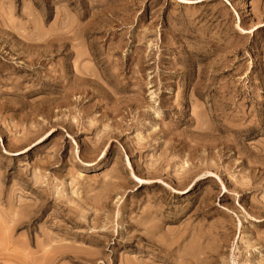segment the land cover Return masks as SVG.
Here are the masks:
<instances>
[{"label":"rangeland","instance_id":"rangeland-1","mask_svg":"<svg viewBox=\"0 0 264 264\" xmlns=\"http://www.w3.org/2000/svg\"><path fill=\"white\" fill-rule=\"evenodd\" d=\"M49 263L264 264V0H0V264Z\"/></svg>","mask_w":264,"mask_h":264},{"label":"bare ground","instance_id":"bare-ground-1","mask_svg":"<svg viewBox=\"0 0 264 264\" xmlns=\"http://www.w3.org/2000/svg\"><path fill=\"white\" fill-rule=\"evenodd\" d=\"M56 28V27H55ZM182 169V168H181ZM35 208H36V206H35ZM20 219V218H19ZM13 221H15L14 219H12V221L11 222H13ZM18 221V220H17ZM17 221H15V222H13V223H16V224H19V222L17 223ZM22 222V221H21ZM21 225V224H20ZM15 237V236H14ZM60 241V240H59ZM62 241H64V240H62ZM61 247V246H60ZM59 247V248H60ZM56 248H58V247H56ZM55 248V249H56ZM63 248V247H62ZM59 250H63V249H59ZM57 251V250H56ZM52 252V251H51ZM63 252H64V250H63ZM66 252V251H65ZM53 253H55V252H53ZM66 253H69V252H66ZM71 253V252H70ZM57 254H59V253H57ZM64 254V253H63ZM45 255V254H44ZM50 255V254H49ZM54 255H56V254H54ZM62 255V254H61ZM57 256V255H56ZM56 256H55V258H56ZM60 256V255H59ZM98 256V255H97ZM42 257V256H41ZM45 257V256H44ZM62 257V256H61ZM78 257V256H77ZM43 258V257H42ZM85 258H90V257H85ZM46 259V258H45ZM54 259V258H53ZM41 260V259H40ZM44 260V259H43ZM50 260H51V258H50ZM48 261V260H47ZM51 261H53V260H51ZM50 261V262H51ZM42 263H43V261H41ZM111 262V261H110ZM50 264V263H49Z\"/></svg>","mask_w":264,"mask_h":264}]
</instances>
